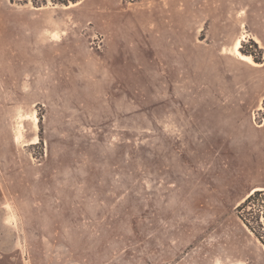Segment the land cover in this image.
<instances>
[{
  "label": "rangeland",
  "instance_id": "374dc122",
  "mask_svg": "<svg viewBox=\"0 0 264 264\" xmlns=\"http://www.w3.org/2000/svg\"><path fill=\"white\" fill-rule=\"evenodd\" d=\"M75 4L0 0V264H264V0Z\"/></svg>",
  "mask_w": 264,
  "mask_h": 264
},
{
  "label": "trees",
  "instance_id": "16d2710c",
  "mask_svg": "<svg viewBox=\"0 0 264 264\" xmlns=\"http://www.w3.org/2000/svg\"><path fill=\"white\" fill-rule=\"evenodd\" d=\"M11 4H17V5H31L34 8H40L42 6L47 5L48 3H51L52 5H59V6H68L69 4H75L79 0H8ZM264 193L262 190L254 191L251 195H249L246 200L238 207L239 210L242 208H245L254 198L256 195H260ZM244 223L246 226L253 230L252 226L247 222V219L243 218ZM257 221V220H256ZM258 223V222H257ZM260 226V224H259ZM263 244L264 242L261 241Z\"/></svg>",
  "mask_w": 264,
  "mask_h": 264
},
{
  "label": "bare ground",
  "instance_id": "6f19581e",
  "mask_svg": "<svg viewBox=\"0 0 264 264\" xmlns=\"http://www.w3.org/2000/svg\"><path fill=\"white\" fill-rule=\"evenodd\" d=\"M74 5H76V4H74ZM74 5H71V6H74ZM239 47H240V41L238 40V41L236 42V44H235L234 51H235V54H237V55L239 56V59L242 60V61H245V62H247V63H249V64L256 65L255 63L252 62V60H251V58H250L249 56L242 55V54L239 53V49H238ZM256 190H261V188H255V189H253V190L247 195V197H248L249 195H251V194H252L254 191H256Z\"/></svg>",
  "mask_w": 264,
  "mask_h": 264
}]
</instances>
